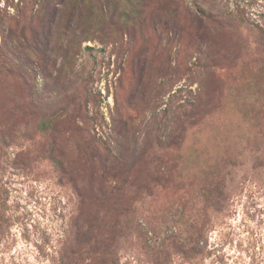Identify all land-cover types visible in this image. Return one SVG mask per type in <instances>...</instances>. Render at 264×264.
<instances>
[{
    "label": "rangeland",
    "instance_id": "1",
    "mask_svg": "<svg viewBox=\"0 0 264 264\" xmlns=\"http://www.w3.org/2000/svg\"><path fill=\"white\" fill-rule=\"evenodd\" d=\"M0 264H264V0H0Z\"/></svg>",
    "mask_w": 264,
    "mask_h": 264
},
{
    "label": "trees",
    "instance_id": "2",
    "mask_svg": "<svg viewBox=\"0 0 264 264\" xmlns=\"http://www.w3.org/2000/svg\"><path fill=\"white\" fill-rule=\"evenodd\" d=\"M117 159H118V158H117ZM112 188H113V190H112L113 192L116 191L115 187H112Z\"/></svg>",
    "mask_w": 264,
    "mask_h": 264
}]
</instances>
